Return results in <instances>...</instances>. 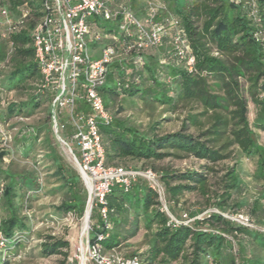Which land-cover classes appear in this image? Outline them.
I'll use <instances>...</instances> for the list:
<instances>
[{"label": "trees", "instance_id": "1", "mask_svg": "<svg viewBox=\"0 0 264 264\" xmlns=\"http://www.w3.org/2000/svg\"><path fill=\"white\" fill-rule=\"evenodd\" d=\"M105 1L111 7L127 5L141 19L149 14V0ZM155 1L166 7L159 9L157 20L173 15L187 34L195 69L189 71L184 61L169 52L168 39L139 56L125 55L111 64L107 82L100 89L112 115L109 123L100 125L106 164L133 169L150 167L159 172L168 208L178 218L182 215L175 213L173 204L178 205L186 193H196L205 201L189 211L190 216L216 207L247 213L255 224L264 227V184L250 201L242 195L245 181L239 171L242 157L258 156L257 176L264 179V146L258 145L255 138L256 129L264 131V0H255L254 10L245 4L246 0ZM25 5L30 9L25 25L6 38L0 32V125L5 126L15 116L21 121L28 119L42 105L46 116L23 130L29 133L22 138L26 143L23 157H28L36 145L41 155L29 175L14 170L11 164L4 166L6 157L12 154V140L3 145L0 138V232L7 239L6 246H0V264L11 263L19 255L16 253L20 246L34 240L32 200L45 185L43 160L51 161L50 168L57 178L52 191L64 193L55 210L82 218L88 199L79 170L66 162L60 152L52 127V94L38 91L43 75L35 58L33 33L44 14L43 0H0V6L9 11L12 19L21 14ZM103 21L106 20L94 26L95 30L116 38L107 37L91 45L120 43L117 21ZM14 90H24L29 97L10 100L2 106L1 99ZM138 95L150 96L171 113L181 106L186 108L180 129L160 133L161 121L157 118L144 129L129 116H122L127 98L123 102L121 98ZM250 102L255 107L253 121L249 117ZM80 108L89 110L86 105ZM192 126L196 131L190 130ZM168 157H194L205 164L200 169L159 171L154 162ZM230 158L233 164L227 165L218 181L211 182L209 175L216 164ZM129 160L141 161L143 165L129 166ZM106 206V219L99 206L93 207L91 219L96 223L90 231L92 240L98 233L107 234L100 240L106 254L119 253L124 242L144 230L147 248L142 254L133 255H139L145 264H264V230L238 225L218 213H204L188 225L169 224L158 193L144 179L137 180L128 191L114 185L106 196ZM36 239L41 240V257L60 254L64 258L59 264H69L68 252L63 250L69 247L67 240L51 235Z\"/></svg>", "mask_w": 264, "mask_h": 264}, {"label": "built area", "instance_id": "2", "mask_svg": "<svg viewBox=\"0 0 264 264\" xmlns=\"http://www.w3.org/2000/svg\"><path fill=\"white\" fill-rule=\"evenodd\" d=\"M245 4L253 10L256 8L255 0H246ZM43 6L44 14L33 33L35 58L43 75L38 91L52 94L53 131L72 153L84 178L88 205L91 202V209L94 205L99 206L101 216L106 219V196L112 187L118 185L128 191L139 179L146 180L163 202L164 184L159 172L151 168L133 169L106 164L100 125L109 123L112 115L105 107L100 89L106 84L114 61L125 55L139 56L162 45L165 39L170 43L169 52L184 61L189 71H193L195 58L189 38L181 29L178 19L166 15L157 20L159 9L166 7L155 0L148 1L149 14L143 19L127 5L111 7L105 0H43ZM0 14L4 19L1 36L6 38L25 25L30 9L27 5L21 7V14L12 19L9 11L0 6ZM99 20L117 21L120 43H100L97 47L91 45L93 41L102 42L107 37L116 38L113 34L95 30L94 26ZM98 51L100 56L92 58V54ZM118 86H121L120 82ZM80 105L88 106L89 110L80 108ZM66 110L68 116L64 123L61 119ZM66 124L71 126L70 132L65 130ZM0 138L3 145H8L13 135L7 127L0 125ZM162 210L168 214L169 224L173 225H188L204 213H218L238 225L258 228L245 213L212 208L200 216L190 217L185 212L182 218H178L170 212L166 202H163ZM91 229L90 222L86 230L81 229L75 254L78 264H145L139 255L127 257L119 253H104L100 240L107 234L98 233L96 239L92 240ZM6 243L7 239L0 232V246L5 247Z\"/></svg>", "mask_w": 264, "mask_h": 264}, {"label": "rangeland", "instance_id": "3", "mask_svg": "<svg viewBox=\"0 0 264 264\" xmlns=\"http://www.w3.org/2000/svg\"><path fill=\"white\" fill-rule=\"evenodd\" d=\"M139 1L141 2L143 0ZM103 22L107 23V21ZM3 23L4 19L0 14V31L4 26ZM99 56V51L92 54V58H97ZM28 97V92L24 90L18 92L14 90L4 95V98L1 99V105L6 104L7 101L10 100H26ZM123 98L127 99L126 101H124L125 110L121 113L122 116H129L137 124H142V127L144 129H147L149 127L153 118H157L161 121L160 128L158 130L160 133L171 132L180 129L182 119L186 115L187 111L186 108L181 106L176 112L171 113V111H167L166 105L153 101L148 95H146L145 97H143L142 95H138L133 98L123 96L121 98V102H123ZM3 101L5 103H3ZM43 108L44 105L39 107L37 113L31 117H28V119L21 121V119L15 116L10 118L8 123L5 124L7 128H10L9 130L13 135V139L10 144L12 154L11 156L6 157L4 166L11 164L14 170L20 171L24 175H29L33 172V165L35 163V160H41V155H38L39 151H37L39 146L36 145L30 155L24 158L22 155V151L23 147L26 146V143L22 141V138L29 133H25L23 130L25 129L27 124L33 125L37 123L39 119H42L46 116ZM67 116L68 111L66 110L64 111V116L62 117L61 121L66 123ZM249 117L251 121H253L255 117V107L251 102L249 103ZM65 130L67 132H70L71 126L66 124ZM190 130L196 131V127L192 126ZM255 138L257 139L258 145L264 146V131L256 129ZM57 141L59 142L60 152L64 156L66 162L72 164L75 168H77L72 153L67 150L65 145H63L59 140ZM257 158L258 156H255L254 158L242 157L239 164L240 174L245 181V185L242 189V195L248 198L250 201H252L258 195L264 184V179L257 176ZM233 162V159L230 158L217 163L215 166V170L211 171L209 175L211 182L218 181L222 174L225 172V168L227 167V165H232ZM204 164L205 161L198 160L194 157H168L163 160L154 162V165L158 168L159 171H161L162 169H174L181 171L189 168L200 169ZM51 165V161H49L48 159L43 160L41 164V170L43 172L45 185L39 195H37L32 200V209L35 214V234L33 236L34 240H31V242L27 246H20V248L18 249L19 251H17L16 253L19 255L16 256L9 264H59V262L64 258L63 255L57 254L49 256L47 258H43L40 256L41 240H37L36 238L38 236H41L42 238H48V235H51L55 238L67 240L69 242V247L68 249L64 248L63 250L68 252V263L78 264V261L75 257L76 246L78 244L80 232L83 227L84 217L78 218L73 213L62 214L54 209V206L59 205L63 200L64 193L63 191H52V188L57 186V178L53 175V168H50ZM135 165L142 167L143 162L129 160V166ZM163 188V202L168 203L165 187L163 186ZM204 201V198L196 193H186L181 198L180 203L178 205L173 204V207L176 214L183 215L185 212L189 213V211L198 209L203 205ZM94 208H96V205H94ZM212 208L216 207H209L205 211ZM1 212H3V210H1ZM245 212H247V209L245 210ZM200 214L202 213H196L195 216H200ZM89 222L91 226L92 224L96 223V220L91 219V214ZM256 225L258 228L264 229V227H261L257 223ZM144 242V230H141L136 236L131 237L126 242H124L117 251L127 257L132 256L134 253L142 254V252L147 248V245ZM234 250H236V246Z\"/></svg>", "mask_w": 264, "mask_h": 264}, {"label": "bare ground", "instance_id": "4", "mask_svg": "<svg viewBox=\"0 0 264 264\" xmlns=\"http://www.w3.org/2000/svg\"><path fill=\"white\" fill-rule=\"evenodd\" d=\"M90 213H91V202L90 204L88 205L87 207V211H86V214L84 216V221H83V227H82V230H86L89 226V217H90Z\"/></svg>", "mask_w": 264, "mask_h": 264}, {"label": "water", "instance_id": "5", "mask_svg": "<svg viewBox=\"0 0 264 264\" xmlns=\"http://www.w3.org/2000/svg\"><path fill=\"white\" fill-rule=\"evenodd\" d=\"M80 175H81V173H80ZM81 178L83 179V181H84V178H83V176L81 175ZM85 183V182H84ZM87 207H88V203L86 204V208H85V212H84V215H83V217L85 216V214H86V211H87Z\"/></svg>", "mask_w": 264, "mask_h": 264}]
</instances>
